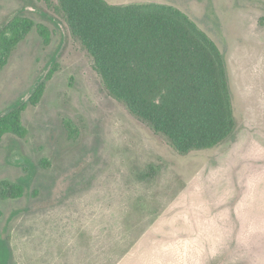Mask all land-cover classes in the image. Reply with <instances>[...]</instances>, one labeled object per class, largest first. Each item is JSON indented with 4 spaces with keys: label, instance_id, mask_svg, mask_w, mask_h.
Here are the masks:
<instances>
[{
    "label": "rangeland",
    "instance_id": "1",
    "mask_svg": "<svg viewBox=\"0 0 264 264\" xmlns=\"http://www.w3.org/2000/svg\"><path fill=\"white\" fill-rule=\"evenodd\" d=\"M108 1L195 20L225 56L239 132L178 153L106 90L59 0H0V26L23 14L51 30L0 72V117L56 69L23 112L27 136L0 141V185L25 186L0 195V264H264V0Z\"/></svg>",
    "mask_w": 264,
    "mask_h": 264
},
{
    "label": "trees",
    "instance_id": "2",
    "mask_svg": "<svg viewBox=\"0 0 264 264\" xmlns=\"http://www.w3.org/2000/svg\"><path fill=\"white\" fill-rule=\"evenodd\" d=\"M56 8L92 57L106 90L178 153L212 149L237 136L225 56L186 12L153 1L59 0ZM34 29L45 44L51 42L50 28L27 15L17 14L0 26V72ZM55 71L28 101L0 117V141L6 134L27 136L23 112L41 100ZM66 126L72 129L71 122ZM24 189L22 182L5 180L0 195L20 197Z\"/></svg>",
    "mask_w": 264,
    "mask_h": 264
},
{
    "label": "crops",
    "instance_id": "3",
    "mask_svg": "<svg viewBox=\"0 0 264 264\" xmlns=\"http://www.w3.org/2000/svg\"><path fill=\"white\" fill-rule=\"evenodd\" d=\"M113 3L114 4H125V3H131V2H117V1H114Z\"/></svg>",
    "mask_w": 264,
    "mask_h": 264
}]
</instances>
